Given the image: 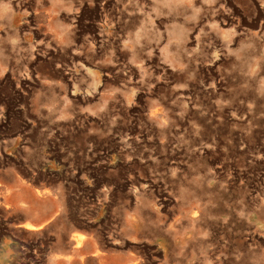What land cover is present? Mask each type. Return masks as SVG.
Instances as JSON below:
<instances>
[{"label":"rangeland","instance_id":"374dc122","mask_svg":"<svg viewBox=\"0 0 264 264\" xmlns=\"http://www.w3.org/2000/svg\"><path fill=\"white\" fill-rule=\"evenodd\" d=\"M59 259L264 264V0H0V264Z\"/></svg>","mask_w":264,"mask_h":264},{"label":"bare ground","instance_id":"6f19581e","mask_svg":"<svg viewBox=\"0 0 264 264\" xmlns=\"http://www.w3.org/2000/svg\"><path fill=\"white\" fill-rule=\"evenodd\" d=\"M44 193H48V190H39L38 188L35 189V188H31L29 185H26L24 186L23 188L21 187L19 189V192L17 193L18 196H15V198L13 199L14 203H17L19 201V199H24L27 203L26 205V212H29V211H36L40 214L43 215L42 218L47 219L49 216L48 214L45 215L44 211H38V210H42L43 207L45 205L48 204V200H39L38 199V195H41L43 196ZM51 211H53V209H51ZM26 227H29V228H37L38 226H34L33 224H25ZM83 238H84V235L82 234H76L75 236V239H76V244L79 245L82 243L83 241Z\"/></svg>","mask_w":264,"mask_h":264},{"label":"crops","instance_id":"0c3cea01","mask_svg":"<svg viewBox=\"0 0 264 264\" xmlns=\"http://www.w3.org/2000/svg\"><path fill=\"white\" fill-rule=\"evenodd\" d=\"M36 98H39V96H36ZM40 221V220H39ZM44 224V218H42V221L41 222H37L36 224H35V226H38V227H40L41 225H43ZM124 224V223H123ZM126 224H128V223H126ZM129 225V224H128ZM128 225H125L124 224V226L125 227H127ZM83 245V247L81 246L80 248H77V249H72L71 250V253H69V254H67L66 256H67V258L68 259H70L71 257H72V255L74 256V255H76V254H79V255H81L82 253H85L86 251H88V249L89 250H91L94 246H95V242L94 241H89L88 243L87 242H85L84 241V239H83V243H82ZM76 246H77V244H75ZM95 249V247L93 248V250ZM112 258H116L115 256H113V255H109V254H106V253H101L100 255H99V257H98V261L99 262H104V261H109L110 259H112ZM70 262H72V261H70ZM58 264H68V263H65V262H63L61 259H59L58 260ZM71 264H74V263H71Z\"/></svg>","mask_w":264,"mask_h":264}]
</instances>
